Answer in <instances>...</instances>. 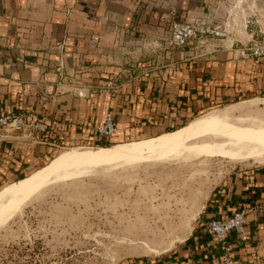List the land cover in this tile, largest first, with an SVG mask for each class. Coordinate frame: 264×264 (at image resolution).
<instances>
[{"label": "crops", "instance_id": "1", "mask_svg": "<svg viewBox=\"0 0 264 264\" xmlns=\"http://www.w3.org/2000/svg\"><path fill=\"white\" fill-rule=\"evenodd\" d=\"M174 20L227 35L179 47L170 41ZM263 28L264 0H0V113L23 112L28 124L0 133V182L25 177L59 148L96 144L94 129L109 108L115 140L264 95V59L237 50ZM121 77L112 94L93 88ZM252 206L260 211L246 215L248 242L232 232L229 241L244 264H264V163L235 168L183 240L134 264H222L207 221Z\"/></svg>", "mask_w": 264, "mask_h": 264}, {"label": "rangeland", "instance_id": "2", "mask_svg": "<svg viewBox=\"0 0 264 264\" xmlns=\"http://www.w3.org/2000/svg\"><path fill=\"white\" fill-rule=\"evenodd\" d=\"M221 30L227 35L226 29ZM188 46L200 45L194 41ZM253 97L264 98V95L209 106L199 114L185 117L181 123L185 125L196 117ZM256 106L258 110L253 115L247 111L242 114L264 113V103ZM162 132L166 129L135 132L99 143L103 145L62 147L38 168L72 148L85 151L147 139ZM203 140L206 139L195 138L169 153L143 155L134 160L95 165L85 162L70 169L71 175H77L75 178L62 180L60 175L43 182L20 197L9 211L0 214V264H134L164 256L188 235L200 211L226 176L235 168L264 163L201 155ZM18 180L1 181L0 190ZM140 223L163 236L148 241L135 237Z\"/></svg>", "mask_w": 264, "mask_h": 264}, {"label": "bare ground", "instance_id": "3", "mask_svg": "<svg viewBox=\"0 0 264 264\" xmlns=\"http://www.w3.org/2000/svg\"><path fill=\"white\" fill-rule=\"evenodd\" d=\"M260 102L264 103V98L248 99L230 104L221 111L196 117L181 128L164 132L155 137L85 151L73 148L64 151L31 175L3 187L0 190V214L9 211L20 197L53 177L61 175V179L65 180L77 177V175H71L73 172L70 169L73 166L81 167L85 162H93L95 165L120 160H134L143 155L166 154L195 138L206 139L200 143L201 155L219 156L235 161H264V113L255 116H250L249 113L242 114L247 111L253 115V112L258 110L256 104ZM237 113L238 116H236ZM140 225L142 226L136 228L135 237L145 240H155L161 237L162 234L160 235L154 229L153 231L148 230L149 226L145 228L143 224L140 223ZM168 249L169 247L163 252Z\"/></svg>", "mask_w": 264, "mask_h": 264}, {"label": "built area", "instance_id": "4", "mask_svg": "<svg viewBox=\"0 0 264 264\" xmlns=\"http://www.w3.org/2000/svg\"><path fill=\"white\" fill-rule=\"evenodd\" d=\"M225 31L219 27L198 21L174 20L170 24V41L179 47H186L194 41L202 46L209 39L225 37ZM243 59H264V29L260 30L256 37H252L247 43L237 49ZM124 82L110 80L108 82H97L93 88L96 91L112 94L118 91ZM27 124L26 115L20 113H0V133L9 127L22 129ZM33 126L39 130H45L47 125L35 122ZM97 143L108 142L117 131L114 110L109 108L105 111L101 124L94 129ZM96 143V144H97ZM90 145H95L90 144ZM259 206L245 207L233 212L227 217H213L207 221V230L215 238L217 247L221 252L222 264H244L240 259L234 257L233 247L229 241V234L235 233V238L243 243L248 242L249 232L247 229L246 215L248 212H259ZM264 221V219H263Z\"/></svg>", "mask_w": 264, "mask_h": 264}, {"label": "trees", "instance_id": "5", "mask_svg": "<svg viewBox=\"0 0 264 264\" xmlns=\"http://www.w3.org/2000/svg\"><path fill=\"white\" fill-rule=\"evenodd\" d=\"M190 122V121H189ZM188 122V123H189ZM179 125L181 126V127H183V126H185L184 124H182V123H178V124H173V125H171V126H167L165 129H166V132H170V131H174V130H176V129H178V127H179ZM181 127H179V128H181ZM163 133V132H162ZM161 134V133H160ZM96 145H103V144H99V143H97ZM104 146H106V145H104ZM49 157V156H48ZM47 157V158H48ZM41 168V167H40ZM39 169V168H38ZM26 177V176H25ZM17 180L18 179H21V178H16ZM193 234L194 233H192V235H191V237L193 236ZM191 237H189L187 240H189Z\"/></svg>", "mask_w": 264, "mask_h": 264}]
</instances>
